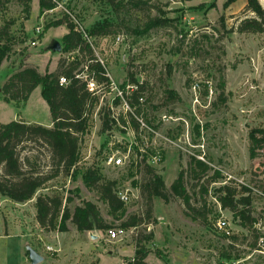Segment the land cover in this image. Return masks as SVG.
<instances>
[{
	"label": "rangeland",
	"instance_id": "1",
	"mask_svg": "<svg viewBox=\"0 0 264 264\" xmlns=\"http://www.w3.org/2000/svg\"><path fill=\"white\" fill-rule=\"evenodd\" d=\"M112 1L59 0L61 7L40 13L38 0H31L28 19L22 0L0 2V33L8 27L9 35H1L0 46L13 45L0 64V123L17 120L47 127L51 121L40 87L19 105L3 102L1 95L13 72L26 66L41 74L54 72L60 60L71 57L61 52L65 25L45 32L48 23L66 15L81 33L96 22L111 24L110 34L88 41L109 82L117 88L125 84L126 92L118 99L99 83L89 131L80 136L78 165L98 169L102 180L116 182L115 193L129 197L124 216L114 218L97 187L88 188L80 179L72 182L64 174L27 202L0 196V264H32L28 250L42 257L37 264H127L137 249L148 251L145 264H264V148L254 158L248 150L249 131L264 129V29L237 31L244 19H256L246 10V0L226 8V0ZM257 1L264 11V0ZM154 17L165 25L145 31ZM36 29L42 32L39 39ZM130 75L143 86L135 107L129 105L137 88ZM167 91L179 99H169ZM104 118L110 128L102 131ZM24 147L22 158L30 157L42 173L52 171L47 147ZM128 148L123 166L108 163ZM192 157L210 168L199 180L188 175ZM150 170L161 177L168 201L154 197L148 202L142 194L139 185L151 177ZM181 171L190 203L206 214V222L202 217L193 220L183 201L170 195ZM223 186L234 188L236 197L250 196L253 223H242L221 207L217 197ZM54 194L72 197L67 205L71 212L83 200L90 201L110 228H121L132 217L140 221L115 240H108L103 230L78 232L70 221L66 232L48 231L37 223L34 203L38 196ZM218 219L228 223V235L215 227Z\"/></svg>",
	"mask_w": 264,
	"mask_h": 264
},
{
	"label": "trees",
	"instance_id": "2",
	"mask_svg": "<svg viewBox=\"0 0 264 264\" xmlns=\"http://www.w3.org/2000/svg\"><path fill=\"white\" fill-rule=\"evenodd\" d=\"M10 0H0V2H9ZM235 0H226L223 6L226 8ZM24 6L25 19L30 14L31 0H22ZM111 2H113L111 0ZM57 4L52 0H38L39 12L44 13L55 9ZM246 10L251 11L255 16L252 19H244L237 27L238 32H262L264 29V11L257 0H246ZM65 25L67 33L61 38V52L71 57L67 60L58 62V69L54 72L45 70L43 74L39 73L35 67L26 66L13 72L1 88L3 102L15 105L25 103L32 91L40 87V95L47 104L51 126L45 127L35 123H26L23 121L12 120L7 123H0V196L10 199L13 202L24 203L31 200L36 192L48 181L56 178L60 174L67 175L70 181L78 179L88 188H98L100 199L108 206V212L120 219L124 216L125 209L123 203L118 199L114 191L115 181H104L102 175L96 168H81L78 164L79 140L80 136L89 131V117L92 108L96 105L98 98L86 90L85 83L78 77L79 73H84L92 77L96 82L102 83L108 87L109 80L106 77V71L102 64L93 56L90 38L106 36L111 33V24L107 21L94 23L85 33L77 29L75 23L68 21L67 16L52 23H48L43 31L52 27ZM165 25V21L160 18H149L145 31L155 27ZM5 27L1 35L9 37ZM37 35V39L41 37ZM7 42V41H5ZM23 41H21L22 43ZM13 45L4 43L0 46V64L12 50ZM86 68V69H85ZM59 77H64L67 81L65 85H59ZM131 83L137 81L130 75ZM130 98V106L135 107L138 104V98L143 86L137 84ZM125 84L121 87L123 88ZM169 99H179L174 91H167ZM139 110V109H137ZM109 119L102 121V131L110 128ZM198 134V127H195ZM249 138V156L254 158L258 155V150L264 148V129H251L248 133ZM40 143L48 148L50 159L53 163L50 173L40 172L31 163L28 156L21 157V151L25 149L24 144ZM188 175L194 180H199L210 169L209 166L192 157L189 161ZM144 183L140 184L141 192L146 196L148 202L152 198L158 197L168 201V195L165 192L164 183L159 175L153 173ZM215 176L219 175L215 172ZM214 177V178H216ZM184 173L181 171L177 178L170 185V195L180 198L184 205L192 211L193 220L202 217L206 222V214L196 209L190 203V196L184 185ZM136 186V182H133ZM201 192L207 193V189L202 187ZM244 190H247L244 187ZM222 195L217 197V201L222 208L228 209L233 218L250 224L254 219L250 216L249 206L251 198L249 195H240L234 188L223 186L219 190ZM74 192L79 193L75 188ZM202 194V195H203ZM73 201L72 197H62L59 194L38 196L34 203L36 221L45 230L66 232L67 221H70L78 232L91 230L109 229L99 214V211L93 203L83 200L80 205H76L71 212L68 204ZM204 202V201H203ZM205 202L201 207H204ZM140 220L136 217L127 219L121 223V228L126 230L134 227ZM147 250L137 249L134 257L127 264H145L144 258ZM226 258H230L226 256Z\"/></svg>",
	"mask_w": 264,
	"mask_h": 264
},
{
	"label": "built area",
	"instance_id": "3",
	"mask_svg": "<svg viewBox=\"0 0 264 264\" xmlns=\"http://www.w3.org/2000/svg\"><path fill=\"white\" fill-rule=\"evenodd\" d=\"M53 2H55L57 4L56 8L61 7V5L59 4V0H52ZM36 31L38 32V29H36ZM40 33V31L38 32V34ZM35 43L33 42L32 45H34ZM97 61L100 64H103L102 61L100 59H97ZM86 69V68H85ZM76 77L80 78L84 83H85V87L86 90L91 93L92 95L97 96L99 90L102 88L101 84H99L98 82H96L92 77L84 74V73H79L76 75ZM107 77V75H106ZM59 85H65L67 84V81L64 77H59ZM136 84V83H135ZM127 89H131L132 86L131 85H126ZM108 91H115L116 92V96L115 98L118 99H122L124 93L126 92L125 90V86L122 88H117L112 82L108 83ZM115 99V100H118ZM108 107L112 110V106L111 104L108 105ZM112 118H114V115H111ZM115 120L117 118H114ZM129 152H130V148L127 149V151L124 154H120L117 158H109L108 163L112 164L113 166H123L126 162V159L129 156ZM116 196L118 197V199L125 204L126 202H128L129 197L127 195V192H117ZM215 227L220 230L222 233H224L225 235L229 234V229H228V223L223 220V219H218L216 221ZM92 235V234H91ZM125 235V230L121 229L119 227H114V228H109L106 230V236L108 240H115L118 238H121Z\"/></svg>",
	"mask_w": 264,
	"mask_h": 264
},
{
	"label": "water",
	"instance_id": "4",
	"mask_svg": "<svg viewBox=\"0 0 264 264\" xmlns=\"http://www.w3.org/2000/svg\"><path fill=\"white\" fill-rule=\"evenodd\" d=\"M55 47H58L56 44ZM28 257L32 264H37L42 260V257L35 253L33 250H28Z\"/></svg>",
	"mask_w": 264,
	"mask_h": 264
},
{
	"label": "crops",
	"instance_id": "5",
	"mask_svg": "<svg viewBox=\"0 0 264 264\" xmlns=\"http://www.w3.org/2000/svg\"><path fill=\"white\" fill-rule=\"evenodd\" d=\"M51 126V121L48 123L47 127H50Z\"/></svg>",
	"mask_w": 264,
	"mask_h": 264
}]
</instances>
